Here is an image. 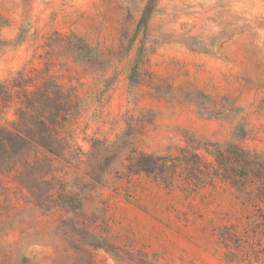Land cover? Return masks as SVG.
<instances>
[{"label": "rangeland", "instance_id": "1", "mask_svg": "<svg viewBox=\"0 0 264 264\" xmlns=\"http://www.w3.org/2000/svg\"><path fill=\"white\" fill-rule=\"evenodd\" d=\"M19 71L76 87L79 144L118 152L103 186L58 166L69 211L0 177V264H264L253 188L126 169L133 150L213 162V144L264 163V0H0V81Z\"/></svg>", "mask_w": 264, "mask_h": 264}, {"label": "trees", "instance_id": "2", "mask_svg": "<svg viewBox=\"0 0 264 264\" xmlns=\"http://www.w3.org/2000/svg\"><path fill=\"white\" fill-rule=\"evenodd\" d=\"M80 101L76 87L53 78L36 84L19 71L12 79L0 81V109L14 108L16 117L0 127V177L14 175L36 205L46 211H69L76 199L64 180L55 175L58 166L81 169L90 182L103 186L107 160L118 152L99 149L94 140L88 151L79 144L74 126L82 115ZM211 146L213 149L205 152L213 162L198 153L199 148L185 149L177 158L133 150L128 153L126 169L130 174L155 175L169 187H174L182 174L199 188L217 180L239 192L253 188L255 198L264 204L261 154L235 144Z\"/></svg>", "mask_w": 264, "mask_h": 264}]
</instances>
